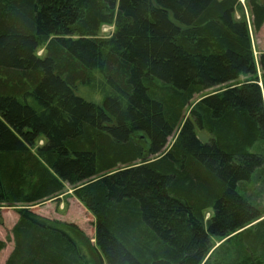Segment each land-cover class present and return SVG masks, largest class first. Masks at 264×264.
Returning a JSON list of instances; mask_svg holds the SVG:
<instances>
[{
  "label": "trees",
  "instance_id": "16d2710c",
  "mask_svg": "<svg viewBox=\"0 0 264 264\" xmlns=\"http://www.w3.org/2000/svg\"><path fill=\"white\" fill-rule=\"evenodd\" d=\"M263 24L264 0H0V207H23L5 264H264L247 195L264 168ZM67 185L95 245L29 210Z\"/></svg>",
  "mask_w": 264,
  "mask_h": 264
},
{
  "label": "rangeland",
  "instance_id": "374dc122",
  "mask_svg": "<svg viewBox=\"0 0 264 264\" xmlns=\"http://www.w3.org/2000/svg\"><path fill=\"white\" fill-rule=\"evenodd\" d=\"M249 16H251L250 11H249ZM250 22L252 23V17H251ZM113 32H114L113 27L104 26L101 30V36L110 37ZM251 38H252V42L254 45L253 49L255 53V58L258 61L259 55L261 53H264V24L262 25L261 29L257 32L254 31V28H251ZM39 54H42V52H40ZM260 74L261 73H259V75ZM240 80L244 81L245 78H241ZM225 87H227V85L218 86L215 89L209 90L204 94H207V95L213 94V92L222 90V88L224 89ZM76 94L78 96H82L86 98L87 100L98 102L96 99L94 100L89 97L88 90L84 87L77 88ZM200 98H201V95L195 96L193 102L189 105V108L187 109L185 113L186 117H188L190 110L195 106V103ZM197 135L202 140H205L206 136H208L207 133L201 132V131H197ZM175 136L176 135H174L173 137L169 139V145L173 143ZM152 158L150 157V159ZM263 169L264 168H262V170L255 175V177L253 178V181L249 182L247 185V195L252 197L255 200V205L262 210H264V174L262 173L264 172ZM21 208L23 207L22 206L0 207V241L6 244L5 249L0 253V264H5L6 263L5 261H7L9 255L13 251L14 240H13L12 233H13L14 227L18 223V220H19L18 210H20ZM29 210L33 212L34 214L40 217H43L45 219H49L51 221H57L61 223H66V224L74 225L78 227L84 233L86 238L90 240L91 244L95 245V236H96L95 226H94L95 219L93 215L89 213L88 210L82 204H80L78 200L73 196V191L70 189V186L67 185V189L65 193L62 194L61 196L55 199L43 202L39 205L31 206ZM209 214L212 215V213H209ZM227 240L223 241L220 245L225 243ZM220 245L218 244L216 247H219ZM236 249L237 248L235 246L234 248H231L229 246L226 247V251L228 250L231 251L229 252V254L232 257H236L235 256L236 252L234 251ZM221 258L222 256L220 257V259H218V256L217 257L215 256L214 259L209 260L210 261L209 264L229 263V261H226V263H222L223 261L221 260ZM206 262H204V264Z\"/></svg>",
  "mask_w": 264,
  "mask_h": 264
},
{
  "label": "crops",
  "instance_id": "0c3cea01",
  "mask_svg": "<svg viewBox=\"0 0 264 264\" xmlns=\"http://www.w3.org/2000/svg\"><path fill=\"white\" fill-rule=\"evenodd\" d=\"M6 262V261H5Z\"/></svg>",
  "mask_w": 264,
  "mask_h": 264
}]
</instances>
